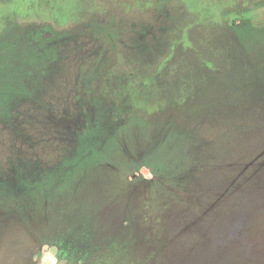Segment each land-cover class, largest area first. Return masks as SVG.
<instances>
[{
  "label": "rangeland",
  "instance_id": "1",
  "mask_svg": "<svg viewBox=\"0 0 264 264\" xmlns=\"http://www.w3.org/2000/svg\"><path fill=\"white\" fill-rule=\"evenodd\" d=\"M0 33V264H264V0H0Z\"/></svg>",
  "mask_w": 264,
  "mask_h": 264
},
{
  "label": "flooded vegetation",
  "instance_id": "2",
  "mask_svg": "<svg viewBox=\"0 0 264 264\" xmlns=\"http://www.w3.org/2000/svg\"><path fill=\"white\" fill-rule=\"evenodd\" d=\"M165 11H167L166 9H164V13L166 14V12ZM106 13H108V12H105V14ZM166 15H168V14H166ZM239 20H241V22H239V23H236V24H234V25H228L227 24V26H224L226 29H229V27L230 26H234V27H237V29L238 28H241V27H245V25H246V21H244V22H242V20H243V18H241V19H239ZM236 25V26H235ZM98 26H99V24H98ZM100 29V28H99ZM101 30L103 31V33H104V35H105V37H106V32L101 28ZM147 32V31H146ZM148 33V32H147ZM162 41H163V43H162V48H161V52H165L166 50H167V47H168V43H169V40H167V36H165L164 38H162L161 39ZM238 41V40H237ZM239 42V41H238ZM175 43V42H174ZM181 53H183V54H181V55H178V56H180V57H183V56H186L187 54L185 53V52H181ZM212 57H214V56H212ZM156 58V57H155ZM236 58H238V56L236 55V54H234L233 56H229V59L231 60V59H234V60H236ZM161 59H162V61H161V63L159 64V65H157L156 63L154 64V66H152V68L151 69H149V70H145L146 72H148V71H151L154 67H155V70H154V72H153V74H156L157 73V75H159V74H162V73H165L164 75H166V74H168V73H170V68L167 66V64L169 63V61H173V60H175V59H170L169 58V55L168 56H166V57H161ZM195 59H196V65L201 69V70H199V73H201L202 75H204L203 74V72L202 71H205V75L206 76H210V73L209 72H207V71H211V69H210V66H208L207 64H205L204 66H203V59L202 58H199V56L198 55H195ZM136 58L132 61V62H134L135 64H136ZM156 65V66H155ZM103 68V71H102V73L101 74H106V75H109V74H111V75H113V76H116L117 78H118V75L120 74V73H118L117 71V73L116 74H113V73H115L114 71H112V70H110L108 67H107V65L106 66H104V67H102ZM135 72L134 73H136V71L138 70V68L135 66ZM104 69H107V70H109V71H112L113 73H105L104 72ZM127 72H131V71H127ZM127 72H121L122 74L123 73H127ZM145 72V73H146ZM228 72H231V70L230 71H228ZM131 74H133L132 72H131ZM153 74H152V76L151 77H149V78H152V77H154L153 76ZM212 74H215V73H212ZM128 76V75H127ZM216 76H219V74H218V72L216 73ZM130 77V76H129ZM216 78V77H215ZM110 79H114V77L113 78H110ZM217 79V78H216ZM130 80H128L126 83H128ZM109 82H113V83H115V84H112L113 86H115V85H117L118 83H119V80L118 79H115L114 81H109ZM179 87V89L178 90H180L182 93H185V88L183 87V86H178ZM65 89H66V86L64 87ZM152 88V90H154V89H156V87L155 86H153V87H151ZM176 88H177V86L175 85V84H171V83H169V86H167V88H166V90H164V89H157V91H160L161 93L163 92V93H171V92H173V91H176ZM63 100V98H59L58 99V103H61L60 101H62ZM104 106H105V108L106 109H112L111 107H109V106H106L105 105V103H104ZM110 114V113H109ZM107 115H108V113L106 112L105 113V115H104V121L102 122L104 125L105 124H108V121L109 120H111V119H108V117H107ZM110 116H111V114H110ZM112 117V116H111ZM115 126H116V124H115ZM118 126H119V124H117V126H116V129L118 128ZM113 130L114 129H112V131H110V132H106V134H104L103 136H101L99 139H100V141L99 142H95V143H93V140L94 139H96L97 137H94V138H88L87 137V139L88 140H90V146H95V148L96 149H98V150H100V151H104V147H105V144H107L108 142V138H109V136H112L113 134H114V132H113ZM60 140L63 142V141H65V138L64 137H61L60 138ZM69 144H70V147L72 148V152H71V155L70 156H74L75 155V142H74V140H71V141H69ZM102 149V150H101ZM93 151L92 150H90V152H89V157L87 158V159H90L94 154L92 153ZM2 183V181H0V189L2 188V186H3V183ZM5 185V184H4ZM14 201L17 203V204H19V201H17V199H14Z\"/></svg>",
  "mask_w": 264,
  "mask_h": 264
},
{
  "label": "trees",
  "instance_id": "3",
  "mask_svg": "<svg viewBox=\"0 0 264 264\" xmlns=\"http://www.w3.org/2000/svg\"><path fill=\"white\" fill-rule=\"evenodd\" d=\"M13 14H16V13L14 12ZM4 28H5V29L3 30L2 35H1V33H0L1 36H4L3 34L6 35V32H8V34H9L10 31L18 30V29H20L21 27H19V25L12 24V25H10V26L6 25ZM100 126H102V125H100ZM95 142H96V139L93 140V143H95ZM97 142H98V140H97ZM80 144H82V142H81V143H78V145H80ZM78 145H77L76 147H78ZM88 146H89V152H90V150H92V151H93V152H92L93 154H96V153H100V152H102V151L96 149L95 146H90V142H89ZM76 147H75V148H76ZM89 152H88V154H87V157L85 158V162L88 160L87 158L89 157ZM74 156H76V151H75V155H74ZM71 157H73V156H71ZM61 166H64L63 163H60V165H59L58 167H61ZM81 166H82V161H81V162H77L76 164H74V165L72 166V168H74L73 172L76 173V172L79 170V168H80ZM48 178H49V176H48ZM48 178H47V181H48ZM1 184H2V183H1ZM40 187H41V185L38 183V186L36 187L37 192H39L38 189H39ZM42 187H43V185H42ZM43 189L45 190L44 187H43ZM2 195H5V196H12L10 193H8V192H6V191L3 192ZM14 199H17V198H14ZM19 204H20V203H19Z\"/></svg>",
  "mask_w": 264,
  "mask_h": 264
}]
</instances>
